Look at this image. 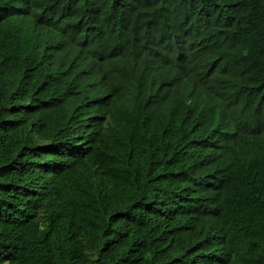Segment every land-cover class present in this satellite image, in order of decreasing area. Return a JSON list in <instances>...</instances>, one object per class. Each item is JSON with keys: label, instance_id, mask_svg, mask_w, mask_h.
Masks as SVG:
<instances>
[{"label": "trees", "instance_id": "1", "mask_svg": "<svg viewBox=\"0 0 264 264\" xmlns=\"http://www.w3.org/2000/svg\"><path fill=\"white\" fill-rule=\"evenodd\" d=\"M32 4L23 40L0 18V264H264V0ZM172 27L207 41L191 73L172 68ZM129 32L106 116L50 59L2 52L74 38L82 56ZM190 75V94L159 87Z\"/></svg>", "mask_w": 264, "mask_h": 264}, {"label": "clouds", "instance_id": "2", "mask_svg": "<svg viewBox=\"0 0 264 264\" xmlns=\"http://www.w3.org/2000/svg\"><path fill=\"white\" fill-rule=\"evenodd\" d=\"M34 0H0V18L9 17L7 22L13 26L15 40H23L28 32V24H24L20 29L15 25L23 22H27L29 8L36 5L32 4ZM199 25L202 28H208L211 26V20L208 23L198 20ZM3 25V24H0ZM167 30L164 31L166 33ZM162 35H164L162 33ZM130 32L113 39L106 47L101 46L95 50L87 49L81 46L87 55L80 56L76 53L75 47L77 40L74 38L62 39L55 43H48L38 46H33L26 52H16L15 47L9 46L2 52L6 53V57L12 62H20L29 58L31 55L37 54L41 58L50 59L55 68L52 69L51 65L45 66L49 70L44 72L54 73L52 79L57 82H67L68 86L66 90L71 92L70 101L72 103H79V107L82 108L87 115L98 114L106 116V107H108L113 98V92L110 87L112 85L115 90L121 92V83L123 74L117 72L115 69V62L119 60L123 53L128 52V41L130 39ZM167 38L174 45V52L171 58V65L176 74H179L181 69H185L190 72L189 65L187 63V55L185 51L191 48L195 49L196 45L206 44L207 41L194 42L191 37L187 39L183 31L179 27H172L167 31L164 38ZM75 40V43L71 40ZM155 64H158L162 68V64L157 59L151 58ZM164 58L162 55V62ZM117 64V63H116ZM169 69V68H168ZM125 71V67H123ZM191 73V72H190ZM196 79H192V76L185 79L176 78V81L159 84V87L163 90L164 94L169 97L172 95L181 96V90L186 94H190L193 90L194 82ZM206 94H199L197 96L202 97ZM85 96L91 100V103H87ZM142 104H148L153 106L157 104L153 94L144 95ZM101 106L97 107V106ZM228 121L226 114L222 113L218 126Z\"/></svg>", "mask_w": 264, "mask_h": 264}]
</instances>
